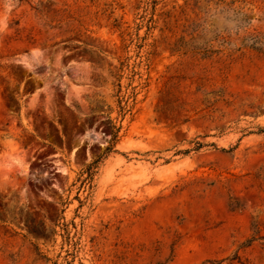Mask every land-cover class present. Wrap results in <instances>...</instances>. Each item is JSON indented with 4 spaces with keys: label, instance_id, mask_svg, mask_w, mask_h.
Segmentation results:
<instances>
[{
    "label": "rangeland",
    "instance_id": "374dc122",
    "mask_svg": "<svg viewBox=\"0 0 264 264\" xmlns=\"http://www.w3.org/2000/svg\"><path fill=\"white\" fill-rule=\"evenodd\" d=\"M193 2L0 0V264H264V53Z\"/></svg>",
    "mask_w": 264,
    "mask_h": 264
},
{
    "label": "trees",
    "instance_id": "16d2710c",
    "mask_svg": "<svg viewBox=\"0 0 264 264\" xmlns=\"http://www.w3.org/2000/svg\"><path fill=\"white\" fill-rule=\"evenodd\" d=\"M154 3L156 4V0ZM246 4L247 0H194L191 6L194 17L189 24L190 39L186 40L185 36H181L173 51L193 52L203 59H211L227 50L233 52L247 48L264 53V32L249 30L251 19L248 17ZM233 20L236 22L230 27L229 23ZM117 136L118 131L114 132L112 142L106 147L104 154L99 155L83 170L80 176L82 182L93 179L101 159L113 151ZM203 145V142L197 140L195 149H200Z\"/></svg>",
    "mask_w": 264,
    "mask_h": 264
}]
</instances>
